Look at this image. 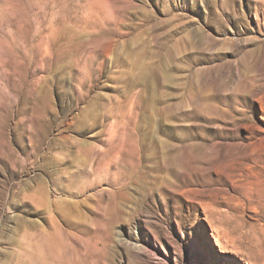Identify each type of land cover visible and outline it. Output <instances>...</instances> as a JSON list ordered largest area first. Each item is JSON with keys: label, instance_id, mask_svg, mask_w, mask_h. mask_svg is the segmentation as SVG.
I'll list each match as a JSON object with an SVG mask.
<instances>
[{"label": "rangeland", "instance_id": "1", "mask_svg": "<svg viewBox=\"0 0 264 264\" xmlns=\"http://www.w3.org/2000/svg\"><path fill=\"white\" fill-rule=\"evenodd\" d=\"M0 264H264V0H0Z\"/></svg>", "mask_w": 264, "mask_h": 264}]
</instances>
